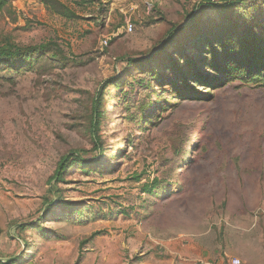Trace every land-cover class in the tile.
<instances>
[{"label":"rangeland","instance_id":"obj_1","mask_svg":"<svg viewBox=\"0 0 264 264\" xmlns=\"http://www.w3.org/2000/svg\"><path fill=\"white\" fill-rule=\"evenodd\" d=\"M62 1L76 16L51 13L40 0H10L0 14V34L12 32L23 44L55 42L73 61L40 78L0 71L15 82L0 85V261L264 264V86L197 82L199 97L176 100L143 129L148 116L140 106L150 105L149 116L164 107L151 104L168 82L151 80L147 88L148 71H169L165 59L140 67L127 58L148 59L196 0ZM232 14L264 26V1L247 0ZM203 18L222 19L216 8ZM100 90L102 147L94 149L85 125ZM80 148L90 163L68 167L57 183L65 204L55 201L45 213L57 162ZM162 173L173 181L166 191L157 199L143 193ZM17 221L34 224L22 231Z\"/></svg>","mask_w":264,"mask_h":264},{"label":"trees","instance_id":"obj_2","mask_svg":"<svg viewBox=\"0 0 264 264\" xmlns=\"http://www.w3.org/2000/svg\"><path fill=\"white\" fill-rule=\"evenodd\" d=\"M40 1L51 13L69 18L76 16L73 8L62 0ZM68 1L74 5L82 6L89 4L92 0ZM246 1L196 0L191 10L186 14V18L178 25L172 24L166 31V38L153 47L152 53L149 52L145 55V57H149L148 59L127 58L128 66L138 64L140 67L149 64L155 58L158 60L165 59L162 63L165 70L169 71V74L163 75H156L157 69L148 71L151 72V79L150 83L145 84L147 88L150 87L151 80L156 81L157 84L166 77L168 82L163 97L151 104L165 103L164 107L157 108L154 115L149 116L150 105L142 104L140 106L141 115L148 116L143 129L149 124L156 123V118L161 111L171 107L176 100L186 97H199V93L194 89V84L197 82H201L206 87L213 86L215 88L224 87L233 81H240L243 86L249 84L257 87L264 86V26L258 24L253 18L251 21H238L237 17L232 14L234 7ZM254 1L252 0V2ZM258 1L263 2L264 0ZM9 7H11L10 0H0V14L7 9L9 10ZM210 8H216L221 13L222 19L219 22L212 23L211 20L205 21L203 18L205 12ZM171 52L174 57L169 56ZM200 53L204 56L197 57ZM70 66H73L72 59L67 57L63 49L55 42L23 44L16 41L12 32H1L0 34V71H13L20 74L31 72L40 78L54 69ZM113 81L115 80L113 79L111 82ZM3 82L15 84L13 79L0 76V85ZM210 88L208 91L211 90ZM205 98H207V93L202 95L201 99ZM102 100L103 91L101 90L91 97L90 113L85 125L94 149H101L102 147L99 135L100 116L103 110ZM128 143L131 144L132 140L130 139ZM74 152L72 157L64 154L60 158L49 178V183L52 181L54 183L50 185L47 194L43 197V204L46 205L45 213L53 210L55 201L61 206L65 204L60 196L57 197V183L62 180L68 167L73 163H90L80 155L87 152L85 149H75ZM193 155L195 161L196 155ZM97 170L101 173L104 171V167L99 164ZM162 175L163 178L156 176L144 183L142 192L154 199L163 194L173 181L170 177H165V173ZM178 188L177 185L176 189ZM43 216L44 214L39 219ZM30 224L33 225L34 223L14 222L16 228L22 231ZM0 264L3 263L0 261Z\"/></svg>","mask_w":264,"mask_h":264},{"label":"built area","instance_id":"obj_3","mask_svg":"<svg viewBox=\"0 0 264 264\" xmlns=\"http://www.w3.org/2000/svg\"><path fill=\"white\" fill-rule=\"evenodd\" d=\"M128 27L130 28V25H128ZM231 263H232V264H239V260L236 259V258H233V259L231 260ZM199 264H213V263L210 262V261H200Z\"/></svg>","mask_w":264,"mask_h":264}]
</instances>
